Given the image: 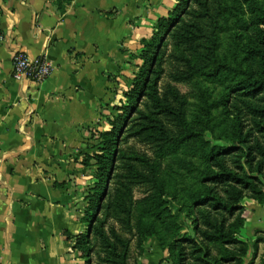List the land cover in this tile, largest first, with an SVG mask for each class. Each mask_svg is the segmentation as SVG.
Returning a JSON list of instances; mask_svg holds the SVG:
<instances>
[{
  "label": "crops",
  "instance_id": "obj_1",
  "mask_svg": "<svg viewBox=\"0 0 264 264\" xmlns=\"http://www.w3.org/2000/svg\"><path fill=\"white\" fill-rule=\"evenodd\" d=\"M178 2L0 0V264H81L68 241L75 215L53 162L97 121L117 62L147 38L156 15H169ZM19 50L45 56L51 77L16 81ZM244 204V239L252 244L264 237V206ZM152 252L138 264H171L162 249ZM252 259L253 251L247 264ZM254 264H264V243Z\"/></svg>",
  "mask_w": 264,
  "mask_h": 264
},
{
  "label": "trees",
  "instance_id": "obj_2",
  "mask_svg": "<svg viewBox=\"0 0 264 264\" xmlns=\"http://www.w3.org/2000/svg\"><path fill=\"white\" fill-rule=\"evenodd\" d=\"M60 1L66 4L71 0ZM192 1L205 5L201 0ZM2 13L0 6V19ZM184 13L187 17L182 19ZM255 14L259 30L251 54L257 63L253 70L241 73L243 79L229 91L227 107L232 118V135L217 139L223 145H214L209 151L207 169L201 176L204 189L192 197V233L179 235L178 230L171 231L173 239L169 249L175 252L173 264H247L251 251L253 259L248 264H254L259 245L264 243V237L252 244L241 239L247 225L245 200L264 206V9H255ZM208 15V8L197 14L182 1L168 19L158 22L152 39L144 42L147 44L143 56L145 76L134 83L128 95L127 106L112 132L113 139L109 140L111 149L99 157L101 169L112 179L122 180L121 189L115 193L110 188L102 192L100 199L104 201L95 206L97 215L91 219L92 240L107 255L105 264H129L137 206L134 185L153 186L156 193L149 199V205L154 210L164 206L162 198L166 196L158 185L151 161L131 159L119 150L117 137L125 133L155 153H162L175 143L209 144L207 134L213 133L210 118L206 121L198 118L197 124L191 125L186 98L175 86L190 82L213 66L218 71L234 70L218 60L216 38H211L208 46L201 41L209 38L200 21ZM163 36L170 39L162 43L159 40ZM129 159L135 164H127ZM118 161L127 165L117 167ZM118 168L127 170L128 176L115 175ZM106 183L107 180L101 185L104 191ZM157 197L159 203L155 202ZM158 235V229L150 223L139 229L137 244L143 248ZM83 243H87L85 238Z\"/></svg>",
  "mask_w": 264,
  "mask_h": 264
},
{
  "label": "rangeland",
  "instance_id": "obj_3",
  "mask_svg": "<svg viewBox=\"0 0 264 264\" xmlns=\"http://www.w3.org/2000/svg\"><path fill=\"white\" fill-rule=\"evenodd\" d=\"M182 1L197 14L203 13L207 8L210 10V16L200 20L209 38L201 41L208 46L211 44V38H216L218 60L234 70L218 71L217 67L213 66L203 70L188 83L175 84L186 98L187 117L191 125L195 126L198 118L205 121L210 118L213 133L207 134L209 144L175 143L168 146L164 152L155 153L150 147L129 138L125 133L117 137L119 150L125 151L131 159L147 158L151 161L158 185L166 194L162 198L164 206L157 211L149 205V199L156 193L153 186L134 185L133 194L137 206L134 234L128 256L129 264L150 260L152 251L157 249L165 252L163 261L171 264L175 261V252L169 249L173 239L171 231L178 230L179 235L192 233L194 225L191 218L192 197L204 189L201 176L207 169L209 151L214 145H223L217 139L232 135V118L228 114L227 107L229 91L237 81L243 79L241 73L253 70L257 63L251 54L256 46L259 30L255 9H264V0H201L205 3L203 7L192 0H179L178 4ZM171 13L156 15L155 24L150 28L147 26V38L142 42L139 41V45H131L128 54L122 61L117 62L108 80L107 93H103L99 99L97 121L83 129L81 140L73 146H67L63 154L53 162V165L60 170L59 186L64 191L65 202L75 215L76 228L69 233L68 241L71 244V253L80 260L81 264H105L107 255L103 252V248H97L92 240L91 219L94 214L97 215L95 206H99L104 201L100 199L102 192L110 188L112 193H115L116 190L121 189L122 180L120 177L112 179L106 174L101 169L99 157L106 155L111 149L109 140L113 139L112 132L127 106L128 95L134 83L145 76L146 63L143 56L147 44L144 42L152 39L157 32L158 22L168 19ZM181 17L185 19L187 15L184 13ZM169 39V36H163L159 41L166 43ZM131 159L126 163L135 164ZM127 164L118 161L117 167ZM118 173L125 176L129 174L127 170L122 169L117 170L115 175ZM105 180H107V188L104 191L101 185ZM159 201L157 197L155 202L159 203ZM247 216L245 207V217ZM150 223L158 229L159 235L140 248L137 244L139 229ZM244 233L241 236L242 240H245ZM83 238L87 243H83Z\"/></svg>",
  "mask_w": 264,
  "mask_h": 264
},
{
  "label": "built area",
  "instance_id": "obj_4",
  "mask_svg": "<svg viewBox=\"0 0 264 264\" xmlns=\"http://www.w3.org/2000/svg\"><path fill=\"white\" fill-rule=\"evenodd\" d=\"M53 66L45 56H30L27 52L19 50L13 58V78L16 81L43 83L51 77Z\"/></svg>",
  "mask_w": 264,
  "mask_h": 264
}]
</instances>
